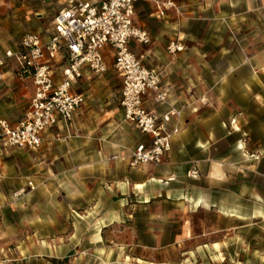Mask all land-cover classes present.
Masks as SVG:
<instances>
[{
  "label": "rangeland",
  "instance_id": "1",
  "mask_svg": "<svg viewBox=\"0 0 264 264\" xmlns=\"http://www.w3.org/2000/svg\"><path fill=\"white\" fill-rule=\"evenodd\" d=\"M24 4L28 11L23 20L21 12L17 16L11 13V18L0 28V59L5 57L7 48H15L25 35L41 32L47 42L53 33L54 17L63 7L61 0H27ZM147 6H136L135 25L158 33V43L164 47L161 52L166 54L170 41L164 38V20L152 16L155 9ZM21 7L22 3H17L13 12ZM257 24L253 22L249 29H258ZM216 25L208 16L203 20H186L184 30L200 29L204 36L185 38L184 42L191 46L201 41L206 50L211 45L214 49L209 59L216 57L218 61L211 67H202L201 76L206 91L218 88L221 107L230 114L229 119L243 113V137L248 140L243 154L247 160L239 166L247 178L236 170L231 172L235 182L212 184L211 191L225 203L233 199L227 197L226 186L229 190L235 187L238 192L246 184L244 196H234L235 203L258 198L257 194L264 201V61L259 59L251 67L246 60L247 70L218 66L219 59L226 55L221 45L228 46L231 39L237 43L239 37L232 35L226 24ZM12 26L16 30H8ZM215 27L221 29L220 34L211 37L209 31ZM22 29L27 33L20 34ZM249 38L255 41V37ZM152 45L153 41L144 49L132 48L140 57ZM263 51L264 42L260 40L258 54ZM63 62L66 64V60ZM8 64L3 73L17 74L15 63ZM143 64L156 67L146 60ZM183 70L188 71L187 82H190L188 76L197 77L193 69ZM256 75L258 82H253ZM55 76L61 78L60 69ZM218 76H240L239 80L246 83L211 84L213 77ZM31 86V82H18L12 75L5 82L0 80V119L15 124L24 117L30 99L23 91L32 92ZM75 91L85 94L88 100L75 119L74 132L56 140L46 139L38 151L24 149L0 154V205L3 206L0 207V264H264V221L227 223L226 218L218 217L223 213L228 215L224 205L220 212H196L191 203L158 201L146 210L137 211L132 220L98 223L99 209L112 202L107 197L109 176L103 164L98 163V152L110 153L116 143L133 147L143 142V136L133 124L124 121L120 103L122 83L112 65L109 64L103 77L85 73ZM257 96L262 97L261 102L256 100ZM198 181L187 177L184 184L193 192ZM248 192L256 196H248ZM216 244L220 246L219 252Z\"/></svg>",
  "mask_w": 264,
  "mask_h": 264
},
{
  "label": "crops",
  "instance_id": "2",
  "mask_svg": "<svg viewBox=\"0 0 264 264\" xmlns=\"http://www.w3.org/2000/svg\"><path fill=\"white\" fill-rule=\"evenodd\" d=\"M26 1L22 3L21 8L13 12L17 2L13 0H0V28L11 18V13L17 16V14L21 12V19L23 20V17L27 15L28 11L26 4H24ZM83 1L96 4L103 0ZM159 1L162 3L170 1L174 5L165 12V16L162 18L159 16L158 8L154 2H139L137 5L143 8L148 5V8L155 9L152 16H155L159 20H164V30H166L164 32V38L170 42L179 40L185 49L183 52L175 55L169 54L166 49V54H163L164 47H161V44L158 43V33L156 35L152 29H148L145 31L148 32L151 41H153V45L146 50L144 54H141L139 58L142 59V62L146 60L151 65L156 66L148 68L162 72V83L164 87L170 91L169 104L181 111L179 118H174L172 122L178 125L180 133L174 137L172 141V150L165 163L159 166L147 164L139 168L131 169L124 163L114 162L110 159L113 155L127 153L139 143L149 142L150 138L145 135H142L143 142H139L133 147H127L124 143H116L112 145V152H98V163L101 162L103 164L104 170L108 173L107 176H109L110 191H107V197L112 201L108 206H103L99 209L98 223H123L126 218L132 220L137 211L146 210L151 207L152 203L158 201L185 204L191 203L197 208L198 211L196 212H220L223 208L222 205H224V209L228 215H224L223 213V215L219 214L218 217L221 219L226 218L227 223H235L236 220L242 223L251 221L261 223V221H264V201L262 200L263 198H261V194H257L258 198H254L256 194L248 192L246 194L254 199H244L241 203H235L234 196H244L243 190L247 188L246 184H242V188L238 192L235 191V187L229 190V186H226L227 197L232 196L233 198L230 202L229 199H227L226 202L223 203L219 196L211 191L212 184L218 185L235 182L236 178L231 175V172L235 173L236 170L241 173L243 178H247L245 171L240 168L239 164L247 160V157L243 154V150L248 140L243 137V135H245V131L243 132V124L241 123L243 113L234 115L229 119L228 115L230 114L221 107L223 102L218 94V88L215 87L207 91L205 90V82L204 78L201 76V69L204 66L211 67L212 63L218 61L216 57L212 58V60L209 59V53L214 50L212 49V45L209 50H206V45L201 41L191 46L188 45L187 42H184L185 38L194 36L203 39L204 32L200 29L196 31H187L184 30L183 25L188 19L197 21L203 20L206 16L210 17L211 21H215L217 23L216 26L226 24L232 35L239 38H237V43H234V39H231V43L228 46L221 45L226 55L222 56V59H219L220 61L217 65L231 67L234 70H247L249 66L248 62L251 67H254V64L257 65V60L263 59L261 61H264V51L263 54H258L259 41L263 40L264 42V39L260 38V36H264L262 32L264 30V0ZM63 3L64 0H61V5H63ZM218 21L222 22L219 23ZM253 22L258 23L257 26L259 25V30L256 28L249 29L251 27L250 24L252 25ZM10 23L11 22L8 24ZM260 25H262V28ZM11 29L16 30V27H9L8 30ZM248 30H250L251 36H248ZM219 31H221V29L215 27L209 31V34L211 37H218L220 34L218 33ZM229 31L227 30V34ZM258 31L260 32L258 33ZM23 33H27V30L22 29L20 34ZM35 34H41V32ZM252 36L255 37V41L249 40V37ZM256 39L259 40L256 41ZM17 44L13 49L7 48L6 52L9 50L15 51ZM145 46L147 45H140L136 42H132L130 48L133 51L132 47H141L144 49ZM161 50L163 51L161 52ZM109 52L110 51L107 50V55L110 54ZM250 53L257 54L249 56ZM246 60H248V62ZM10 61H8V63ZM224 61L225 64L222 63ZM107 62L112 65L113 58L109 56ZM184 67L193 69V71L197 73V77L190 75L188 76L190 82H187L185 75L188 71L183 70ZM7 68L8 67L5 69ZM85 73H88V71H84L83 75ZM9 75L14 76L18 82H31L32 92L23 91V94L26 95L31 102L35 92L32 80L30 78L20 77L18 74L4 71L1 81L5 82L6 77ZM239 77H213L214 79H212L211 84L219 85L225 84V82L229 84H234L235 82L246 83V80L242 78V80H239ZM258 79L259 77L256 75L253 76L252 80L253 82H258ZM21 85H23V83ZM76 85L73 88L74 93H77L75 91ZM9 93L8 91L6 94L8 95ZM83 95L86 97L85 94ZM1 98L3 99V97ZM203 98L205 99V103L201 102ZM261 99V96H257L256 100L260 101ZM87 100L88 98L86 97L85 104L75 114L69 128L61 125L58 128L47 130L43 135L44 141L42 146L39 149L31 151L42 149L48 138L56 140L58 136H66L74 132L75 119L78 113L87 105ZM169 104L156 105L152 96H149L146 101V107L149 110L156 111L158 115L165 114L170 109ZM11 106L12 105H10V107ZM1 121L7 120L0 119V122ZM20 121L15 124H11L9 121L7 122L10 126L14 127ZM127 124L131 125L130 123ZM4 153L7 152L2 151L0 148V154ZM215 164H219V172L216 175H214ZM196 166H198L200 170L199 181L196 183L195 191L190 192L184 184V181L189 177V172ZM140 185L143 186L142 189L138 188ZM0 207L3 206L0 205ZM235 212L246 217L236 216L233 214ZM257 213H262L263 215H257Z\"/></svg>",
  "mask_w": 264,
  "mask_h": 264
},
{
  "label": "built area",
  "instance_id": "3",
  "mask_svg": "<svg viewBox=\"0 0 264 264\" xmlns=\"http://www.w3.org/2000/svg\"><path fill=\"white\" fill-rule=\"evenodd\" d=\"M13 1L23 3L26 0ZM139 2H154L161 18L174 6L170 1L162 3L159 0H103L96 4L64 0L54 17L53 33L47 42L41 34H28L20 40L15 51L6 52L5 58L0 59V80L11 60L20 77L32 80L35 92L24 118L16 126L0 122L2 151L39 149L47 130L61 125L69 128L86 101L83 94L73 92L74 86L84 71L95 76L105 75L110 56L122 83L120 103L124 121L150 138L149 142L139 143L127 153L113 155L110 159L131 169L165 163L172 150V141L180 133L178 125L172 122L179 118L181 111L169 104L170 91L162 83V72L146 67L130 48L132 42L151 43L148 32L134 22ZM184 49L179 40H173L167 52L175 55ZM57 69L61 70L60 79L55 76ZM149 96L156 105L169 104L170 109L163 115L149 110L146 107ZM201 102L205 103V99ZM199 176L198 166L189 172L190 178L198 179Z\"/></svg>",
  "mask_w": 264,
  "mask_h": 264
},
{
  "label": "bare ground",
  "instance_id": "4",
  "mask_svg": "<svg viewBox=\"0 0 264 264\" xmlns=\"http://www.w3.org/2000/svg\"><path fill=\"white\" fill-rule=\"evenodd\" d=\"M219 172V164H215V169H214V175H216L217 173ZM138 188L139 189H142L143 188V186H138ZM198 205V204H197ZM257 215H263L262 213H257ZM99 239H101V237L99 236L98 237ZM215 249L219 252L220 251V246H219V244H216L215 245ZM127 260H129V258L127 259ZM142 261L140 260L139 261V263H141Z\"/></svg>",
  "mask_w": 264,
  "mask_h": 264
}]
</instances>
